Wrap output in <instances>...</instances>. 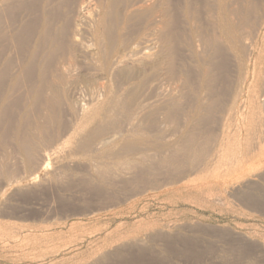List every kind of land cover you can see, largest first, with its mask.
Segmentation results:
<instances>
[{
	"label": "rangeland",
	"instance_id": "rangeland-1",
	"mask_svg": "<svg viewBox=\"0 0 264 264\" xmlns=\"http://www.w3.org/2000/svg\"><path fill=\"white\" fill-rule=\"evenodd\" d=\"M38 1H39L38 5L41 3V5L39 6H42V2L45 0H38ZM237 1L238 0H235V1L231 0L230 2V0H227L226 8L228 12L231 14V15L230 14L227 15V18H228L227 21L230 25V29H231L230 32L234 33L235 36H237L241 42L244 40L243 42L247 43L249 39H246V35L247 37H250V39L252 40L250 42L248 41L247 44L243 42L242 43L245 45L250 44L249 46L250 48H248L247 46V49H249L250 52L252 51L251 53L254 54V62H255L254 66L252 64V61H250V59L248 58V55H246L248 54L246 52V49L242 47L235 48L232 45H230V43L227 40H225L223 42V46H225L228 50L225 47H223V50L225 48L226 52H223V56H224L223 59L224 58L225 59H224V62L222 60V63H223L222 73H224V77H225V72H227L226 73L227 77L223 78V74L221 73H220V76L217 74H216L217 76H215V74L213 75V73H216L217 71L214 72L213 70L212 71L213 77L215 76L218 78L219 76L218 78L219 81L223 78L220 82L222 83L221 86L218 80H217L218 83L216 82H215L216 84L214 83L215 88L213 90H214V93L216 90L220 92L221 95H219V98L222 95L227 99L229 98L228 95H230V98L227 101L225 100L223 96L219 99L217 95L218 92L215 93L216 94L215 96L210 95L211 97H209L208 93L206 92V95L204 94V97L206 96L205 101L207 100V98H209L210 100L208 99V101H206L203 104L202 102L204 101V98L202 97L203 95L202 93H204L205 90L203 89L204 88L203 86L196 87L198 86V83L196 82V80H194V77H196L194 76L192 78H193V81H195V83H192V84L195 86H192V87L184 86L181 90L178 89L179 92L177 91V94L176 92H173V94H175L173 95L174 97L172 96V94H170L171 96L170 95L168 96L171 98L173 97V99L174 98L177 99V101L180 98L182 99L183 97L182 101H184V98H185L184 96L187 95L188 93V96H186L187 99H185L184 103H182L180 99L181 104L180 103L179 104L184 105V106L179 107L181 111L178 110L179 109L178 106H180L178 104L177 110L175 109V112L173 113L175 114L176 112H181V115L185 114L184 117L186 119L184 118L182 120L183 116H176L178 115V113L175 116L172 115L173 117H179V119L177 118L178 122L175 120V118L170 119V117H162L164 115L166 116V114H168L169 116L171 115V113L167 112L168 110L165 108L166 107L165 104L168 102L167 100L169 99L171 100V98L166 99L167 96L166 98H164L166 93H164L165 91L164 92L162 91L164 93L162 97L163 102L164 101L166 102H164V105H160L162 104L161 103L162 100L159 97V102L160 100L161 102L160 104L157 103L158 102L157 95L159 94L158 96H160L161 94L162 96V93H159L160 88L157 91L155 89L156 86L151 85V84H148L144 89L147 91V87L150 85V87H148L149 94H147V96L148 95L153 96V93L151 94L150 92H152V90L154 89V93H155L154 96L156 95L155 96L156 98L152 97L151 99V98H148L150 96L146 97L144 89H143L144 94H142V96L143 98L148 99V102L150 104H152L153 102L152 105L155 104L154 107L156 106V108L159 110L152 107L154 110L149 109L148 111L147 110L144 111L146 112V116H147L145 117L144 116L145 114L142 115L147 120L141 117L144 120L143 121L144 125H142L143 122H139V124L141 123V125H139L138 122L133 121L134 122L133 124L137 123V125L139 126H135L132 124L133 126L127 127L126 125L127 128L125 127V125L124 126L121 125V123H126L127 121L126 122L124 121L127 119H125L124 117L121 118V116L114 117L111 115L106 118H103V120L99 116V118H96L91 123V125L90 123L85 125L83 123L84 117L90 116L95 111L101 110L104 104V99L102 96H100V98L98 97L97 100L93 98V101H92L91 100L92 98L90 97L91 95L85 98L86 95L88 96L89 92L88 90H86V88L83 85H81L82 88L80 85H78L79 88L78 86H75V88H72V90L82 89L84 92H82V90L81 92H78L76 90V92H78L77 94H73L72 92L73 96L75 95L76 97H71L72 95H69L70 100H66L68 99L67 93L71 94L70 92L72 90L70 88L66 89L67 92L65 91L66 93L64 92V94L61 95L62 99L59 98L57 100L58 103H56L60 105L61 104L60 101H64L65 104L62 102L63 105H61V107L58 105L57 107L56 106L54 107L55 109L54 108L52 109L51 108L52 106L50 105H53V104L49 103L47 104L49 106H46L49 109V112H47L48 110L47 109L44 111V113H41L43 110H40L41 112L39 113L37 109H39V106L41 107L40 109H42L43 106L46 105V102L48 101L50 102V100H48L49 98L47 99V97L45 96L46 99L48 100L46 101L44 97V94L50 97L49 95L51 94L49 93L47 94L48 90L46 89L44 90L43 88L42 89V91H44L43 92L44 94L42 93V96L44 97L42 98L43 100L41 98L37 99V101L40 100L41 103L34 101V104L31 98H29V100L27 99L30 96L27 95L28 93L26 92L29 89L28 84L30 85L32 83L31 79H29L30 81L27 79L22 81L21 83L22 87L19 86L23 89H25V86H27L26 87L27 90L25 89L26 91L21 90L18 87L17 88L15 87L13 89L16 92L10 90V94L8 93L9 100L11 98H14L15 95L17 96V94L22 91L21 92L22 94L21 93L18 94L19 98L23 97V100L27 99L28 101L21 100L22 103L20 105L19 102L17 101L18 97L15 96V100L16 99L17 100L12 105L14 106L20 105V108L24 106L23 108H21L23 111L20 110V108L16 109L17 107L15 108L12 105L11 106L6 105L5 109L8 107L7 108L8 110L4 109V111H7V112H5L2 115L3 117L0 116L2 117V120L5 118L4 115L8 114L10 116L9 118L6 115L7 122L4 121L6 120L5 118L3 120L4 122L0 123V126L3 124L2 128L0 127V264H79V263L80 264H101V263L106 264V262L107 264L109 263L110 264H157L158 262H160L159 264L161 263L162 264H264V197H263L264 196V184H263L264 183V177H263L264 176V173H263L264 164L254 163V161H247L246 159L247 149L252 148V147H253L252 149H254V147H257L258 145L259 146L261 145L262 147L264 146V130L262 128L264 127L263 125L264 116L262 115L264 114L263 113L264 107H262V103H261L263 102L264 104V97H263L264 87L262 86V82L264 81V76H263L264 75V71H263L264 69V41H263L264 40V31H263L264 30V15H262L264 14V7H263L264 4L263 6H261L263 1L256 0L258 9H256L255 12L257 13L253 12L254 16H252L253 14L250 13L249 15H247L249 17L248 18L247 16L244 17L245 14H242L241 12V10L244 9L245 7L246 0H243L242 4L239 3L241 2V0H239V2ZM257 1H261L260 2L261 4ZM2 3L0 7L4 9L7 8L6 6L10 5L9 3L4 2V1ZM238 3H239V6H238ZM236 5L238 7H236ZM259 5L261 9L259 8ZM233 9H236L238 11L237 16H236V13L235 14L232 13V11H235ZM17 11L15 12V15L20 17V18L17 17V19L26 20L28 15L30 16V13L27 10L25 11V13L23 12V10L21 11V9ZM239 12L241 13L239 14ZM20 13H22L23 15L22 14L17 15ZM2 15H3L2 20L6 21V17H8L7 12L2 13ZM240 15H241V18H240ZM231 17H232V21H231ZM251 17L253 20L250 19ZM28 19H30V17H28ZM242 19L243 21L246 19L244 23L249 21V23H245L246 25L245 27L243 26ZM251 22L252 23L256 22L255 26L254 24H252L253 26L251 27L252 29L249 28L251 26L250 25ZM257 25H259L260 27H258ZM238 29H243L244 31L241 30L242 33H240V30ZM253 31L255 32V35ZM252 33L255 37L252 35ZM261 40L263 41V45L261 44L262 43ZM4 42L5 40L2 42V44L5 47L7 43L6 42L4 43ZM251 43H253V47ZM255 43L257 45H255ZM7 47L9 48L11 46L7 45ZM9 49H8V53L6 51L8 58H10L12 63L16 62L15 64H12L11 66L20 63V61H22L24 56L17 54V53L14 54L15 50H13L12 47ZM241 50L242 51L245 50V52L243 51L244 56L242 55ZM226 53H229L227 55L232 60H230V58L228 59V57L226 56ZM15 55L19 57V62H17L18 58ZM59 56L60 55H58V57ZM13 57H16L17 61H15L16 60L15 59L13 62V59H14ZM55 58H57V56L54 57V59ZM241 58H243L244 60ZM54 59H53V62L55 63L56 61ZM225 60H228V61L230 60L232 64H236V65L233 66L232 64H230V62L228 61L225 62ZM227 62L229 63V65ZM54 63H51L50 68H53L51 66L54 65ZM241 64L243 67V71H242ZM247 64L248 66L246 67ZM255 65L257 68L255 67ZM225 66L226 67L228 66L226 69L227 71L224 70L226 68ZM252 66L254 67L253 69H252ZM233 67L234 69H236V71L234 70L236 74H234V72L232 71ZM11 68L13 69L14 67H11ZM228 68L229 69L231 68V70H229ZM35 70L36 69H34V71ZM193 71L195 70H192V73L195 74V72ZM31 73L36 74V71L35 72L31 71ZM251 75L254 79H250L252 78L250 77ZM228 77H229V80L233 79L234 81L232 80L233 81L232 82V81L226 80ZM7 79L8 78H4L3 80L4 83H9L8 82L9 80ZM224 79L230 85L231 83L232 84L234 83L233 84L234 87H231L230 85L227 86L228 84L226 82H223ZM241 80H243L242 81L243 83L241 82ZM247 83L248 85L245 87L244 85ZM249 84L251 87L249 86ZM151 86H154V88ZM194 87H196L195 88L196 91L198 88V92L193 93L195 91ZM238 87H241V88L239 89ZM161 88H164V87L162 86ZM224 89L227 93L224 91H223L224 93L222 92V90ZM165 90H166V87H165ZM186 90L190 92L188 91L186 92ZM85 91H87L88 94H85L86 93ZM180 91L183 93L181 94ZM200 91L202 93H200ZM245 92L249 93L250 95L246 94ZM260 92H261V96L259 94ZM82 93H83V96H82ZM242 93L243 95L241 96ZM251 93L253 94L251 95ZM180 94H181V97H180ZM196 94H199V95L197 96ZM237 94H240V95H238L237 97ZM176 95L179 97H177ZM190 95H192L193 97L189 98ZM255 95L258 96V98L257 97L253 98L255 97ZM24 96H27V97L25 98ZM215 97H217L218 99L215 100ZM249 97H251V99ZM87 98H89V100ZM191 98H193L195 101L193 102ZM201 98H203L202 101L200 100ZM252 98L257 99V101L253 100ZM78 99L80 101H78ZM150 99L153 101H150ZM154 99H157V100L154 101ZM219 100H221L222 102L221 104L224 105L223 111L225 113L218 111L220 110V108L217 106L220 104ZM43 101H44V104L43 106H41L40 104H42ZM188 101L190 105H193V107L191 106V109L193 108L191 111H186L187 109H190L189 105L187 104ZM190 101H192L195 104H193L192 102L190 103ZM212 101L216 103L215 104L217 108L216 111L218 112L217 113L215 111L216 114L215 112H213L215 110L214 108L215 105ZM217 101L219 102V104H217ZM233 101L235 104L233 103ZM7 102H12V100L7 101ZM24 102H27L26 106ZM68 102L70 103L68 104ZM77 102L78 103L80 102L79 105H81V108H79L80 106H78ZM252 102H253L252 104L253 106H249V104ZM16 103L18 104L16 105ZM35 103L39 105L36 104L35 106L36 110L32 111L31 108L33 109V106L31 104L35 105ZM72 103H74V106ZM186 104L188 106H186ZM207 104L210 106H213L211 108L212 109L214 108V110L213 111L212 109L210 110L214 113L213 115L215 116L213 115L210 116L211 114L206 116L208 114V110H205L206 109L205 107H209ZM223 105H219L221 107V110H222ZM65 106L67 108H65ZM11 107L14 108L15 112L13 110V113H12ZM82 107L84 108V112L81 111ZM162 107L166 109L165 113H163L164 109H162ZM183 107H185V110ZM186 107L188 108L186 109ZM231 107L232 109H229ZM27 108L32 113L26 110ZM51 109L55 111L53 112L54 114L51 113L52 112ZM155 109L159 111L160 113L161 112L163 113L162 116H160L161 114L160 115L158 114L161 117V119L164 118L161 121L165 120V123L167 124L168 122L166 121L165 118H167V120L168 119L173 120L172 122L175 121L174 124L177 122L175 126L173 125V123L171 124V122L169 123V125L164 124V122H161L159 120V117L157 116V118H155V120H157V123L154 120V118L152 119L153 122L155 121L154 123L159 125L157 126L155 124L156 125L155 127L154 124L151 122L152 120L150 121V119L152 118L151 115L153 114V112L151 111H154V113L157 115V112H155ZM199 109L202 111L204 110L207 111V112L204 111L205 113L203 112L204 117L206 116L208 117V119H211L210 120L211 123L209 122L206 123V121H208L206 120L207 118L202 120V118H204L202 117L203 113ZM16 110L18 112L21 111L19 114L21 115L22 113V116H20L19 114H16L17 113ZM66 110H68L67 114L65 113ZM76 110H78L77 113H76ZM182 110H184V113ZM233 110L235 114H231V112L233 113ZM185 111L187 114H190V115L188 116L185 113ZM60 112L61 113L63 112L64 115H62L63 113L61 114ZM149 112L152 114L149 115ZM236 113L238 114L237 117L239 119L236 117ZM76 114L78 115L76 116ZM199 114L201 115L202 118L199 117L200 116ZM11 115H13L14 117H12ZM47 115L49 116L51 115L50 116L51 119L50 117L48 118ZM54 115L57 116L56 119L52 117ZM70 115H72V117ZM26 116H29V117H26ZM38 116H39V119H38ZM45 117L47 118L45 119ZM112 117H113V120L111 121L110 119H112ZM153 117H155V115H153ZM197 117H199L201 124L204 125V122H205L204 128H202L203 126L201 124H199V126L197 125L198 127H200V125L202 126L199 129L197 128V126H196V129L193 126V123L191 121H194L195 118L196 120H199ZM8 118L11 119V121H13L14 124H12V122H9L10 120L8 121ZM26 118H28L29 121ZM118 118L121 120V123H120V120L115 121V120H118ZM245 118L246 120L248 119L246 121V124H245ZM47 119H50V121L45 122L44 125L46 127H48L49 125L48 123L50 122H51L50 125L55 126V124L57 125L58 122H59V125H57L56 127L49 125L51 127V128L48 127L49 130L43 129V128H46L43 125V122L44 120H47ZM104 119L106 120V122L104 121ZM107 119L110 120L112 123L110 121H108L107 123ZM2 120L0 118L1 122ZM55 120L56 121L58 120V122H55ZM196 120L194 121L195 122L194 125H196L198 122V121L196 122ZM148 121H150V123ZM16 122L18 123L17 124L18 127L16 129L17 131H13L15 130V126H17L15 125ZM52 122H54V124ZM109 122L110 124H116V125H110ZM224 122L226 123L225 127H224ZM250 122H252V124ZM34 123L37 125L33 126L35 125ZM60 123H63V125ZM148 123L150 125L152 124L153 126L150 127V125H147ZM208 123H209V126L211 127H208ZM95 125L97 127L98 125L100 127L104 126V130L106 132H104V130H102L103 132L93 131L96 128ZM119 125L121 129L118 128ZM238 125H240L241 127ZM39 126H42V127H39ZM134 126L136 129L134 128ZM145 126L147 129L145 128ZM191 126L194 127L193 130L188 129L189 127L191 128ZM32 127L33 128L35 127L34 128L35 130L38 129L39 131L38 130L37 131L39 133H42V135H45L46 137L42 136L37 131L36 132L33 131L34 129ZM52 127H54L55 130ZM105 127L107 129L109 128L110 129L106 130ZM139 127L142 128V130H140ZM149 127L150 129L151 128L152 129L150 130ZM158 127L161 129H159ZM237 127L239 128L240 131L237 129ZM244 127H247V128H244ZM9 128L10 129L12 128V130H8ZM206 128L209 130H207ZM20 129H22L23 131H21ZM134 129L138 130L139 133L137 132L138 133L137 135L134 134L133 132ZM203 129H206L207 131ZM250 129L252 131H250ZM256 129L257 131L254 132ZM19 130L21 132H19ZM43 130H45V132H43ZM91 130H92V134L90 135L93 138L95 137L94 138L95 140L92 137H89V135L85 133V131L87 133L88 132L91 133ZM24 131H26L28 134ZM190 131L194 136L190 134ZM249 131L252 133H250ZM34 132L37 133V135H39L38 138L40 140L37 137L36 138L34 137L35 135ZM77 132L80 138H78L79 136L77 135ZM193 132L196 134H194ZM261 132H263V134ZM31 133H33L34 135L32 136ZM97 133L99 135L101 134V136L97 135ZM16 134L18 135L16 137L17 140L16 138L14 139ZM112 134H115V136ZM140 134H142L144 137H141ZM188 134H190L192 138H188L190 137ZM245 134L246 135L248 134V135L246 136ZM253 134H256V137ZM25 135L29 136V138L27 136V139L30 140L31 138V142L29 140L25 142V140H27L25 139L26 138ZM103 135L105 138L114 136L113 137L114 139L113 138L111 139L112 142L110 141V143L107 145V147H111V145L114 146V148L113 147L109 148L110 151L111 149L113 150L112 152H117L118 151L117 149L123 147L124 145L127 146V145L133 144L132 146L135 147L134 148L131 146L132 149H134V151L123 152L119 155L123 162H126L127 164L132 163V165L125 167L128 170L127 172L128 174L124 175L122 173L123 175H119V177L110 176L105 179L107 180V182L104 185L101 184V181L97 175L102 172H106V171L108 172L112 168H115V167L107 163H99V162L94 163L93 162L95 158L94 154L90 152H84L81 150V148L84 147L82 144L85 143L84 145L86 146V144L88 143V140H89L88 138L91 139V141L89 142L93 141L94 143H97L101 139H105ZM183 135L184 136L188 135V136L187 137L185 136L184 138ZM195 135H199V136H197L196 138ZM19 136L20 138H18ZM84 136H86L87 139ZM248 137L249 138L253 137V138L249 139ZM261 137L263 140L259 139ZM47 138H49L48 141H47ZM134 138L136 139L134 140ZM20 139L25 143L20 142ZM77 139L78 141L80 139V142H78ZM190 139H193V141L191 142L193 145L192 144L188 145V143H186L188 142L187 140H190ZM32 140H34V142L37 143L36 145L38 147L34 146V144L32 143ZM44 141L45 142L47 141L48 143L47 142L45 143ZM82 141L83 143L81 144ZM206 141H209V142H206ZM253 141L254 143H256V145L254 144L255 146L253 145ZM18 142H20L19 144L23 143L21 146H19L20 148L16 144ZM137 142H140L143 145ZM195 142L199 145L200 143H202L201 145L203 146V148L209 143L207 145L208 147L207 146H206L207 148L205 147L207 151H205V149H202V148L200 149L199 145H197ZM204 142L206 143L205 146H204L205 144ZM29 144H33V146ZM43 144H45V147ZM80 144L82 145V147H80ZM185 144H187V147ZM194 144H196L197 146ZM116 145L119 146V148H117ZM16 146H17V149H16ZM22 146H23V149L21 148ZM238 146H240V148ZM192 147H198L199 149L197 148L198 150L197 151L196 148L195 149L193 148L194 149L193 150ZM182 148L189 149V150L188 152L187 150L181 151ZM32 149H36V152L38 154L35 152V150H33L35 152L34 153ZM199 150H202V153L204 152V154L201 157H200L201 152H199ZM195 151H196V155L198 156L195 155ZM24 152L28 154L25 155ZM30 152L33 153V158H31L32 155ZM173 152L176 153L177 156L175 157L177 158L178 156L180 159L181 157L184 158L185 156V160L187 159L186 157L190 156V158L186 160V164H185V160L181 159V160H184L182 161L183 167L179 169L174 168L176 170H173L171 168H170L171 170H169L167 167L163 168L162 165H159L160 161L164 157L171 155V153ZM186 153H187V156H186ZM39 154L44 155V158H45L44 163L46 164L45 166H42V167L40 166V163L38 162L39 161L38 159H40ZM193 155L196 156L197 158H193L194 157ZM230 155L232 156V158ZM25 156L27 157V159ZM229 157L231 160L229 159ZM28 158L29 159L31 158V160H33L32 164H31V160L30 162H28ZM199 158L203 160V162L202 161L199 162L200 161ZM35 159H37V162ZM137 159L139 160L144 159V161H146L145 163H147L148 166L152 165L153 167H155L158 165L159 168L158 166L156 170H153V169L146 170L144 168H141V166L137 164V162L139 161ZM189 160H191L192 163H190ZM195 161H198L199 163L198 164L193 163ZM232 161L234 162V164ZM33 162L36 163V165ZM237 162L239 163V165H237ZM62 166H63V169H62ZM126 169H124L125 173H126ZM180 169H182L183 171H181ZM44 179L46 181H44ZM249 179H251L252 182ZM250 184H252L253 187ZM100 185L103 187H101ZM261 191H263V193ZM196 225L199 227L197 228ZM191 228H194V229L191 230ZM76 232H79V233H76ZM237 233L239 234L238 236H237ZM145 235H146V238H145ZM241 237H242V240H241ZM64 238L68 242L65 241ZM32 240H35L36 242L34 241L35 242L34 243ZM174 240L175 242H173ZM38 243H41V244H38ZM121 244H124L125 246L124 245L122 246ZM150 252L152 253L151 255H150ZM94 259L95 260L98 259V260L95 262ZM106 259H108V261ZM114 260L116 261L114 262Z\"/></svg>",
	"mask_w": 264,
	"mask_h": 264
},
{
	"label": "bare ground",
	"instance_id": "bare-ground-1",
	"mask_svg": "<svg viewBox=\"0 0 264 264\" xmlns=\"http://www.w3.org/2000/svg\"><path fill=\"white\" fill-rule=\"evenodd\" d=\"M7 2L9 3L10 5L6 6L4 8L0 7V116H2L5 112L7 111H4L5 109V106L9 105L11 106L16 100H15V96L14 98H11L10 100L8 99V95L10 94V90L14 91L13 89L16 87L20 88L21 90H27V86H25V89L21 88V83L22 81L24 80H29L31 79L32 80V83L29 85L28 84V90L26 91L30 97H28L27 99L29 100V98L32 99V102L34 104V101L36 102H40L41 101H37V99H42L44 98L45 96L47 97L48 100H50V102L46 99V105L43 106L44 104V101L42 104H40L41 106H43L42 109H40L41 107L39 106V109L38 112L40 113L41 111L40 110H43L41 113H44L45 110H47L48 108L46 106H49L47 104L49 103H52L53 105H50L52 106L51 108L53 109L55 106L57 107L59 104H56L58 103L57 100L59 98H61V95L64 94V92L70 88L72 90V88H75V86H78V85H83L86 90H88L89 94L87 91H85L86 93L85 94H88V96L86 95V97H90L92 101H93V98H95L96 100L98 99V97L100 98V96L103 97L104 99V104L101 108V110L99 111H95L92 115L90 116H86L84 117L83 119V123L85 125L89 124L91 125V123L96 119V118H99V116L102 118H106L108 116H121L124 117L125 119L127 120H123L124 122L126 123H121V120L118 118V120H115V121H119L120 120V123L122 126L127 125V127L129 126H139L141 125V123L139 124V122H143V118L146 119L145 117L146 116V112L144 111H148L149 109H153L152 107H154L153 102L152 104H150L148 102V99H145L143 98L142 94H144V91L143 89L148 85V84H151V85H154L156 86V90L158 91L159 89V93H162V96L160 94V96L157 95V99H154V101H158L157 103L160 104L161 100H162V104L160 105H164V101L163 102V94H165L164 98H167L166 99H169L171 97H168L170 94L175 95L173 94V92H176L177 94V91L178 89L181 90L184 86L186 87H192V86H195L193 85L192 83H195V81H193V78L194 76V80H196V82L198 83V86L196 87H204L203 89L205 90L204 93H202L200 91V93H202V97L204 98V101L202 102L203 104L208 101L209 98H207V100L205 101V97H204V94L206 95V92L208 93L209 97L211 96H215L216 92L217 95H218V98H219V95L220 92L219 91H215L214 93V83H220L221 80L223 78H226L227 76V72H225V77H224V73H222V60L224 62V59H223V52H226L225 50V46H223V42L225 40H227L230 45H232L233 47L235 48H239V47H242L244 49H246V52L248 54V58L250 59V61H252V64L254 66V54L251 53L249 51V49H247V46L248 48H250V44L248 45H245L248 43V41H252L250 39V37H247L246 35V39H249L246 42H243L245 44H243L237 36H235L234 33L230 32L231 29H230V25L227 21V15L230 14L226 8V2L227 0H45L42 2V6H39L41 5V3L38 5V0H0V6H1V3L2 2ZM233 1V0H232ZM235 1V0H234ZM262 5L264 4V0H262ZM229 2V1H228ZM231 2V0H230ZM239 2V0L237 1ZM236 2V3H237ZM243 0H241V3L242 4ZM257 2H261V1H257ZM233 3V2H232ZM231 3V5H232ZM239 3H238V6H239ZM3 4V3H2ZM240 4V5H241ZM261 4V3H260ZM4 6V5H3ZM236 5V7H238ZM234 7V5H233ZM264 7V6H263ZM240 8V7H239ZM242 8V7H241ZM259 8L261 9L260 5H259ZM21 11L23 10V12L25 13V11L27 10L29 13H30V16L28 15V17H30V19H17L20 18L19 16H16L15 15V12L17 10H20ZM257 8V3H256V0H246L245 1V7L244 9L241 10L242 14H245L244 17H246L247 15H249L250 13L253 14L254 13H257L255 12ZM230 10V8H229ZM235 11H232L233 14L236 13V16H237V13L238 11L236 9H233ZM261 11V10H260ZM7 12L8 14V17H6V21H3L2 20V13H5ZM18 12V11H17ZM22 12V13H23ZM239 12V14L241 13ZM22 13L20 14H17V15H21ZM23 13V14H24ZM22 14V15H23ZM241 14V15H242ZM259 14V13H258ZM231 15V14H230ZM241 15H240V18H241ZM264 15V14H262ZM254 16V14L252 15ZM261 16V15H259ZM258 16V17H259ZM25 17V16H24ZM243 17V18H244ZM248 17V16H247ZM22 18V17H21ZM234 18V16H233ZM249 18V17H248ZM252 19V17L250 18ZM234 20V19H233ZM237 20V19H236ZM253 20V19H252ZM231 21H232V17H231ZM230 21V22H231ZM243 21V19H242ZM246 21V19L244 20ZM243 21V26L245 27V23H249L248 22H245L244 23ZM251 21V20H250ZM255 23H252L251 22V26L249 27L250 29H252L251 27L252 24H254L255 26ZM234 24V22H233ZM261 24V23H260ZM249 26V25H248ZM258 27H260L259 25H257ZM235 27V25H234ZM239 28V27H238ZM241 28V27H240ZM235 29V28H234ZM245 29V28H244ZM240 30V33L241 30L243 29H238ZM244 31V30H243ZM247 31V30H246ZM255 31V30H254ZM253 31L254 35H255V32ZM260 31V30H259ZM264 31V30H263ZM239 33V34H240ZM246 33V32H245ZM252 33V35H253ZM249 35V33H248ZM253 35V36H254ZM243 36V35H242ZM245 36V35H244ZM258 36V35H257ZM263 36V34H262ZM255 37V36H254ZM253 37V38H254ZM261 37V36H260ZM245 39V38H244ZM245 39V40H246ZM256 39V38H255ZM261 39V38H260ZM5 40V42L7 43L6 46L4 47V45L2 44V42ZM258 40V39H257ZM263 40V39H262ZM261 40V44L263 45V41ZM4 42V43H5ZM242 43V44H240ZM257 43V41H256ZM255 43V45H257ZM260 43V42H259ZM239 44V45H238ZM252 44V47H253V43ZM7 45H10L13 50H15L14 54L17 53V54H20V55H23V59L22 61H20V63L16 64V65H13L11 66L12 64H15L17 61V58H18V61L19 62V57H13V62L10 60V58H8L7 56V53H8V49L11 48V47H7ZM261 46V45H260ZM223 47L224 50H223ZM251 47V49H252ZM258 47V46H256ZM263 47V46H262ZM227 49V48H226ZM241 49V48H240ZM255 49V48H253ZM228 50V49H227ZM7 51V53H6ZM10 51V49H9ZM12 51V50H11ZM242 51V50H241ZM245 52V50H243ZM243 51L241 52L242 55H243ZM249 51V52H248ZM12 53V52H11ZM255 53V52H254ZM258 53V52H257ZM229 53H226V56L228 57ZM10 55V54H9ZM58 55H60L58 57ZM256 55V54H255ZM54 59V57H56ZM231 56V55H230ZM244 56V55H243ZM242 56V57H243ZM257 56V55H256ZM12 57V56H11ZM232 57V56H231ZM25 58V59H24ZM206 58V59H204ZM230 57H228L229 59ZM233 58V57H232ZM246 58V57H245ZM257 58V57H255ZM259 58V57H258ZM53 59L56 61L55 63L53 62ZM227 59V58H226ZM243 59V58H241ZM239 59V60H241ZM230 60H232L230 58ZM230 60H225L230 62ZM244 60V59H243ZM259 60V59H258ZM249 61V60H248ZM227 62V63H228ZM263 62V61H262ZM51 63H54V65H52L51 67L53 68H50V65ZM234 63V61H233ZM260 63V62H259ZM192 64V65H191ZM230 64H232V62H230ZM225 65V64H224ZM227 65V64H226ZM229 65V63H228ZM233 66L236 65V64H232ZM230 65V66H232ZM251 65V64H250ZM248 66V64L246 65V67ZM252 66V69L254 68ZM11 67H14L13 69ZM194 67V68H193ZM226 67V66H225ZM228 67V66H227ZM227 67L224 69L226 70ZM241 67H242V64H241ZM256 67V65H255ZM193 68V69H192ZM257 68V67H256ZM260 68V67H259ZM33 69V70H32ZM34 69H36V74H32L31 71L35 72ZM229 69V68H228ZM247 69V68H246ZM250 69V68H249ZM192 70H195L193 72H195V74L192 73ZM214 70V72L216 73H213L212 71ZM231 70V68L229 69ZM228 70V72H229ZM236 69H234L233 67V72L234 74ZM257 70V69H256ZM227 71V70H226ZM242 71H243V67H242ZM253 71V70H252ZM255 71V70H254ZM264 71V69H263ZM249 72V70H248ZM251 72V71H250ZM256 72V71H255ZM215 74V76L219 75L220 76V73L223 74V78L221 79L220 77V81H219V76L218 78L217 77H213V75ZM232 73V72H231ZM242 73V72H241ZM217 74V75H216ZM229 74V73H228ZM251 74V73H250ZM253 74V73H252ZM241 75V74H240ZM258 75V74H257ZM235 76V75H234ZM232 76V77H234ZM264 76V75H263ZM243 77V76H242ZM241 77V79H242ZM247 77V76H245ZM252 77V75L250 76ZM249 77V78H250ZM4 78H8L7 80H9L8 82L9 83H4ZM196 78V79H195ZM244 79V78H243ZM247 79V78H246ZM250 79H254L253 77L250 78ZM218 80V82H217ZM228 81H232V80H229V77L226 79ZM226 80L224 79L223 82H226ZM245 80V79H244ZM30 81V80H29ZM28 81V82H29ZM234 81V80H233ZM232 81V82H233ZM243 80H241L242 82ZM27 82V81H26ZM249 82V81H248ZM251 82V80H250ZM262 82V81H261ZM260 82V83H261ZM215 83V84H216ZM228 84V82H226ZM231 83V82H229ZM240 83V82H239ZM243 83V82H242ZM253 83V82H252ZM26 84V83H25ZM225 84V83H224ZM234 84V83H233ZM233 84L231 83L228 84L227 86H231V87H234ZM258 84V83H257ZM264 81L262 82V86L264 87ZM200 85V86H199ZM226 85V84H225ZM238 85V84H237ZM240 85V84H239ZM248 85L245 84L244 86L246 87ZM21 86V87H19ZM24 86V85H23ZM154 86H151L154 88ZM164 87V88H161V87ZM181 86V87H180ZM213 86V87H212ZM250 86V84H249ZM261 86V87H262ZM150 87V85L148 86ZM148 87H147V91L145 90V95L146 97L150 96L147 94L148 93ZM165 87H166V90H165ZM171 87V88H170ZM174 87V88H172ZM185 87V88H186ZM194 87V89L196 88ZM244 87V88H245ZM251 87V86H250ZM44 88V90H48L47 91V94H51L49 95L50 97H48V95H45L42 91V89ZM79 88V86H78ZM82 88V86H81ZM239 89L241 87H238ZM84 89V88H83ZM192 89V90H194ZM200 89V88H199ZM77 89H73L69 94V95H72L71 97H76L75 95L73 96V94H77L78 92H81V90H77L78 92H76ZM213 90V91H212ZM229 90V89H228ZM263 90V89H262ZM19 91V89H18ZM17 91V92H18ZM24 91V92H25ZM156 91V92H157ZM164 93H163V92ZM185 91V90H184ZM188 90H186L187 92ZM226 92L225 89L222 90V92ZM261 91V90H260ZM16 92V91H14ZM22 92V91H21ZM21 92H19L18 94H20ZM65 92V93H66ZM69 92V90H68ZM73 92V94H72ZM75 92V93H74ZM82 92H84L82 90ZM147 92V93H146ZM150 92V91H149ZM179 92V91H178ZM181 92V91H180ZM190 92V91H188ZM195 92H198V88H197V91L195 89ZM221 92V93H222ZM223 92V93H224ZM232 92V91H231ZM248 92V91H247ZM245 92L246 94H249ZM9 93V94H8ZM42 93L44 94V97L42 96ZM151 94L153 93V96H150L148 98H151L154 97V89L152 90V92H150ZM158 93V92H157ZM183 92H181L182 94ZM211 93V94H209ZM227 93V92H226ZM225 93V94H226ZM229 93V92H228ZM17 94L16 97H18V102L19 104L21 105L22 101L23 100V97H20L22 99L19 98V95ZM22 94V93H21ZM181 94H180V97H181ZM214 94V95H213ZM245 94V95H246ZM253 93H251L252 95ZM255 94V92H254ZM260 96H261V92L259 93ZM264 94V93H263ZM13 95V94H12ZM10 95V96H12ZM24 95V94H23ZM21 95V96H23ZM80 95V94H79ZM179 95V94H178ZM185 95V94H183ZM197 96L199 94H196ZM211 95V96H210ZM238 95L240 94H237V97ZM243 95V93L241 94V96ZM250 95V94H249ZM66 99V100H70V96ZM82 96H83V93H82ZM81 96V97H82ZM171 96V95H170ZM177 96V95H176ZM188 96V93L187 95H185L184 97V101L185 99H187ZM223 96V95H222ZM221 96V97H222ZM227 96V95H225ZM229 98H230V95H228ZM25 98L27 96H24ZM78 97V96H77ZM79 97V98H81ZM159 97H160V102H159ZM174 97V96H173ZM173 97L171 98V100H167L168 102L165 104L166 105V109L168 110L167 112H170L171 115L169 116L168 114H166V116H162L163 113H165V108L162 107V109H164V112L160 113L159 109L156 108V106L154 108L155 109V112H157V115L154 113V111H151L153 112L150 113L149 112V115L152 114V118L150 119V121L154 118H157V116L159 117V120H163L161 119L160 116L162 117H170V119H174L178 122V119L179 117H173L175 116L177 113L178 115L176 116H183L182 120L185 118L184 115H181V112H176L175 114H173L175 112V109L177 110V106L178 104L180 103V99L177 101V99H173ZM179 97V96H177ZM190 97H193L192 95L189 96ZM208 97V96H207ZM220 97V98H221ZM224 97V96H223ZM258 98V96L255 95V97L253 98ZM264 97V96H263ZM195 98V97H194ZM203 98H201L200 100L202 101ZM217 97H215V100L218 99ZM219 98V99H220ZM225 98V97H224ZM222 98V99H224ZM228 98V99H229ZM248 98V97H247ZM251 99V97H249ZM252 98V99H253ZM27 99H24L23 101L27 100ZM62 99V98H61ZM72 99V98H71ZM89 100V98H87ZM150 101H153L151 100ZM183 99V97H182ZM181 99V102L184 103V101H182ZM193 100V102L195 101L193 98H191ZM227 98H225V100L227 101L228 100ZM12 102H7V101H11ZM14 100V101H13ZM21 102H20V101ZM27 100V101H28ZM43 100V99H42ZM73 100V99H72ZM75 100V99H74ZM77 100V98H76ZM165 100V99H164ZM190 100V99H189ZM210 100V99H209ZM214 100V101H215ZM235 100V99H234ZM255 101H257V99H253ZM60 101V100H59ZM78 101H80L78 99ZM83 101V100H82ZM238 101V100H237ZM31 102V103H32ZM62 102L64 103V101H60V107L62 104ZM192 101H190L191 103ZM192 102V103H193ZM213 102V101H212ZM220 102V104H219ZM219 102L217 101V104L219 105H223L221 104V100H219ZM229 102V101H228ZM249 102V101H248ZM9 103V104H7ZM11 103V104H10ZM25 103V106L27 104V102H24ZM70 102H68L69 104ZM78 103V102H77ZM80 103V102H79ZM78 103V106H80L79 108H81V105H79ZM156 103V102H155ZM211 103V101H210ZM209 103V104H210ZM214 103V102H213ZM234 103V101H233ZM262 103V107H264L263 105V102ZM18 103H16L17 105ZM33 109L31 108V110H36V104L33 105ZM65 104V103H64ZM73 106H74V103H72ZM88 104V103H87ZM181 104V103H180ZM179 104V105H180ZM190 107V109H187L188 107H186V111H191V106L193 107V105H190L189 104V101L187 103ZM186 104V106H188ZM195 104V103H193ZM201 104V105H203ZM216 103H214L215 105ZM235 104V103H234ZM247 104V102H246ZM251 104V105H250ZM249 106H253V102L250 103ZM20 105L18 106H14L16 109H19L20 108ZM30 105V106H31ZM39 105V104H37ZM67 105V104H66ZM71 105V104H70ZM206 105V104H205ZM208 105V104H207ZM217 105L220 110H218L219 112H224L223 109H224V105L222 106V110H221V107ZM233 105V104H231ZM255 105V104H254ZM23 106V105H22ZM31 106V107H32ZM76 106V105H75ZM181 106H184V105H180L178 106L181 107ZM209 107H205L204 109L205 110H208V115L212 116L216 111V105H215V110L214 108L212 109L211 107L213 106H210L208 105ZM24 107V106H23ZM21 107V108H23ZM35 107V109H34ZM71 107V106H70ZM77 107V106H76ZM85 107V106H83ZM82 107L81 111L84 112V108ZM243 107V106H241ZM248 107V106H247ZM8 108V107H7ZM5 109V110H8V109ZM20 108V110H22ZM45 108V109H44ZM65 108H67L65 106ZM159 108V106H158ZM161 108V106H160ZM184 110H185V107H183ZM182 108V109H183ZM197 108V107H196ZM10 109V108H9ZM12 109V110H11ZM11 111L13 113V110L14 108L11 107ZM30 109V107H29ZM51 109V113L55 112ZM55 109V108H54ZM60 109V108H59ZM62 109V108H61ZM95 109V108H94ZM201 109V107H200ZM199 109V110H200ZM203 109V110H204ZM212 109V111L210 110ZM229 109H232L229 108ZM239 109V108H238ZM246 109V108H245ZM248 109V108H247ZM28 110V108L26 109ZM57 110V109H56ZM64 110V109H63ZM154 110V109H153ZM180 110V108L178 109ZM184 110L183 113H184ZM204 110V111H205ZM240 110V109H239ZM264 110V108H263ZM262 110V111H263ZM23 111V110H22ZM29 111V110H28ZM26 111V112H28ZM74 111V110H73ZM78 110H76V113H77ZM163 111V110H161ZM181 111V110H180ZM185 111V113H186ZM197 111V110H196ZM202 111V110H200ZM202 111V113L204 112ZM248 111V110H246ZM15 112V110H14ZM16 114H19L20 112H18L16 110ZM31 112V111H29ZM47 112H49V109L47 110ZM159 112V113H158ZM166 112V113H167ZM207 112V111H205ZM204 112V113H205ZM210 112V113H209ZM212 112V113H211ZM217 112V111H216ZM215 112V114H216ZM229 112V110H228ZM243 112V111H242ZM10 113V112H9ZM25 113V111H24ZM32 113V112H31ZM61 113V112H60ZM63 113V112H62ZM61 113V114H62ZM66 114L68 113V110H66L65 112ZM80 113V112H78ZM169 113V114H170ZM201 113V112H199ZM204 113L202 114V117H204ZM218 113V112H217ZM225 113V112H224ZM245 113V112H244ZM243 113V114H244ZM255 113V112H254ZM264 113V112H263ZM15 114V115H16ZM30 114V113H29ZM28 114V115H29ZM34 114V113H33ZM49 114V113H48ZM54 114V113H53ZM145 114L143 117L142 115ZM160 116H159V115ZM187 114V113H186ZM195 114V112H194ZM227 114V113H226ZM231 114H235L234 113V110H233V113L231 112ZM230 114V115H231ZM242 114V113H241ZM259 114V113H257ZM9 118L10 116L8 114H6ZM6 115L5 118H6ZM14 115V114H13ZM13 115H11L12 117H14ZM20 115V114H19ZM25 115V114H24ZM23 115V116H24ZM36 115V114H35ZM38 115V114H37ZM52 115V114H51ZM50 115V116H51ZM56 115V114H55ZM54 115V116H55ZM64 115V113L62 114ZM75 115V114H74ZM78 114H76L77 116ZM153 115H155V117H153ZM168 115V116H167ZM173 115V116H172ZM188 116L190 114H187ZM200 115V114H199ZM198 115V116H199ZM229 115V116H230ZM237 113H236V117H237ZM264 116V114H262ZM22 116V113L21 115ZM41 116V115H40ZM43 116V115H42ZM46 116V115H44ZM48 118L50 117L49 115H47ZM52 116L53 118L56 119L57 116ZM61 116V115H60ZM72 117V115H70ZM204 117L202 118L201 115L199 117L203 119L207 118L206 120V123L210 122L211 119H208V117ZM209 116V117H210ZM215 116V115H213ZM244 116V115H243ZM242 116V117H243ZM248 116V115H247ZM3 117V116H2ZM2 117L1 120H2ZM11 117V118H12ZM26 117H29V116H26ZM35 117V116H34ZM37 117V116H36ZM70 117V118H71ZM143 117V118H141ZM173 117V118H172ZM199 117H197L199 119ZM228 117V115H227ZM235 117V115H234ZM4 118V119H5ZM8 118V121L9 122H12L11 119ZM47 117H45L46 119ZM111 118V117H110ZM141 118V119H140ZM178 118V119H177ZM192 118V117H191ZM215 118V117H214ZM238 118V117H237ZM247 118V117H246ZM245 118V124H246V120ZM263 118V117H262ZM3 119V120H4ZM16 119V118H15ZM21 119V118H20ZM28 119V118H26ZM38 119H39V116H38ZM51 119V117H50ZM50 119H47V120H44L43 122V125L45 124L46 121H50ZM166 121L168 122L167 124L165 123V120L164 121H161V122H164V124L166 125H169V123L171 122V124L173 123V125L175 126V123L172 122L173 120H167V118H165ZM186 119V118H185ZM229 119V118H228ZM239 119V118H238ZM256 119V118H255ZM2 122L0 121V123H3L4 121L7 122V118L6 120H4ZM13 120V119H12ZM23 120V119H22ZM36 120V119H35ZM34 120V121H35ZM53 120V119H52ZM61 120V119H60ZM111 121L113 120V117L112 119H110ZM107 119V123L108 121H110ZM142 120V121H141ZM147 120V119H146ZM181 120V121H182ZM196 120V118H195ZM194 120V121H195ZM201 120V121H202ZM235 120V118H234ZM242 120V119H241ZM244 120V119H243ZM16 121V120H15ZM29 121V119H28ZM41 121V120H40ZM54 121V120H53ZM72 121V120H71ZM82 121V119H81ZM104 121L106 122V120L104 119ZM110 121V122H111ZM138 122L139 125H137V123L133 124L134 122ZM150 121H148L150 123ZM156 123H157V120H155ZM154 121V122H155ZM159 121V122H160ZM194 121H191L193 123V126L195 127L196 129V126L200 123V119L199 120H196L197 124H195ZM229 121V120H228ZM233 121V120H232ZM259 121V120H258ZM8 122V123H9ZM18 122V121H17ZM16 122L15 125H17L18 123ZM24 122V121H23ZM39 122V121H38ZM55 122H58V120ZM109 122V124H110ZM154 126L156 127V123L153 122V120L151 121ZM158 122V123H159ZM204 122V121H203ZM202 122V123H203ZM215 122V121H214ZM220 122V121H218ZM238 122V121H237ZM236 122V123H237ZM242 122V121H241ZM256 122V121H255ZM51 123V122H50ZM50 123H48L50 125ZM54 124V122H52ZM112 123V122H111ZM147 124V125H150V124ZM181 123V122H180ZM209 123H208V127H211L209 126ZM213 123V122H212ZM252 124V122H250ZM7 124V123H6ZM11 124V123H10ZM24 124V123H23ZM21 124V125H23ZM35 124V123H34ZM42 124V123H41ZM40 124V125H41ZM63 125V123H60ZM104 124V122H103ZM133 124V125H132ZM156 124V125H155ZM170 124V125H171ZM225 122H224V127H225ZM240 124V123H238ZM244 124V122H243ZM242 124V125H243ZM3 125V124H2ZM2 125L0 126L2 128ZM14 125V126H15ZM37 124L33 125V126H36ZM42 125V126H43ZM48 127L51 128L50 126H54V125H50ZM59 125V122L58 124ZM55 124L54 127L57 126ZM83 125V124H82ZM110 125H116V124H110ZM142 125H144V122L142 123ZM146 125V126H147ZM181 125V124H180ZM192 125V124H191ZM203 127H202V126ZM200 127L197 126V128H204V125H205V122H204V125L201 124ZM234 125V124H233ZM258 125V123H257ZM264 125V124H263ZM7 126V125H6ZM13 126V125H12ZM42 126H39V127H42ZM45 126V125H44ZM43 126V127H44ZM61 126V125H60ZM109 126V125H108ZM107 126V127H108ZM134 126V128H135ZM145 126V128H146ZM153 126L152 124L150 125V127ZM159 126V125H157ZM161 126V125H160ZM190 126V125H189ZM193 126H191V128L189 127L188 129L189 130H193ZM216 126V125H215ZM220 126V125H219ZM236 126V124H235ZM240 126V125H238ZM246 126V125H245ZM250 126V125H249ZM255 126V124H254ZM253 126V127H254ZM9 127V126H8ZM18 125L15 126V130L13 131H17ZM46 127V126H45ZM46 127V128H43V129H48L49 128ZM52 127V128H54ZM85 127V126H84ZM88 127V126H87ZM91 127V126H90ZM89 127V128H90ZM95 129L93 131H102L104 130V126L100 127L98 125V127L95 125ZM111 127V126H110ZM117 127V126H115ZM126 127V128H127ZM141 127V126H140ZM139 127V128H140ZM149 127V129H150ZM154 127V128H155ZM180 127V126H179ZM182 127V126H181ZM185 127V126H184ZM223 127V128H224ZM241 127V126H240ZM6 128V127H5ZM22 128V127H21ZM33 128V127H32ZM35 128V127H34ZM33 128V129H34ZM37 128V127H36ZM86 128V127H85ZM88 128V129H89ZM106 128V127H105ZM119 129H121L120 125L118 127ZM159 128V127H158ZM175 128V127H174ZM177 128V126H176ZM244 128H247V127H244ZM243 128V129H244ZM257 128V126H256ZM263 130H264V127H262ZM19 129V128H18ZM26 129V128H25ZM82 129V128H81ZM80 129V130H81ZM110 129V128H109ZM106 128V130H109ZM124 129V127H123ZM136 129V128H135ZM134 129V130H135ZM144 129V128H143ZM147 129V128H146ZM152 129V128H151ZM150 129V130H151ZM156 129V128H155ZM161 129V128H159ZM158 129V130H159ZM207 129V128H206ZM203 129L205 131L209 130V129ZM237 129L239 130V128L237 127ZM236 129V130H237ZM5 130V129H4ZM7 130V129H6ZM8 130H12V128L8 129ZM21 131H23L22 129H20ZM19 130V132H21ZM28 130V129H27ZM38 129H34L33 131H37ZM55 130V128H54ZM90 130V129H89ZM88 130V131H89ZM92 130H91V133H87L85 131L86 134L89 135V137H92L90 134H92ZM134 134H138V130H135ZM140 130H142V128H140ZM145 130V129H144ZM178 130V129H177ZM231 130V129H230ZM229 130V131H230ZM235 130V131H236ZM237 130V131H238ZM254 130V129H253ZM29 131V130H28ZM32 131V132H33ZM39 131V130H38ZM37 131V132H38ZM121 131V130H120ZM119 131V132H120ZM176 131V130H175ZM174 131V132H175ZM240 131V130H239ZM247 131V130H246ZM245 131V133H246ZM250 131H252L250 129ZM249 131V132H250ZM257 129L254 131L256 132ZM26 132V131H24ZM23 132V133H24ZM31 132V131H30ZM31 133V135L36 138L39 137V135H37V133ZM43 132H45V130H43ZM65 132V131H64ZM63 132V133H64ZM79 132V131H78ZM77 132V135L79 136ZM83 132V131H82ZM103 132V131H102ZM104 132H106L104 130ZM115 132V131H114ZM138 132V133H137ZM149 132V131H148ZM153 132V131H152ZM157 132V131H155ZM231 132V131H230ZM229 132V133H230ZM2 133V132H1ZM11 133V132H10ZM27 133V132H26ZM39 133V132H38ZM55 133V132H53ZM52 133V134H53ZM66 133V132H65ZM96 133V132H95ZM108 133V132H107ZM117 133V132H116ZM194 133V132H193ZM209 133V132H208ZM252 133V132H250ZM263 134V132H261ZM4 134V133H3ZM15 134V133H14ZM13 134V135H14ZM25 134V133H24ZM28 134V133H27ZM42 135V133H39ZM49 134V133H48ZM85 134V135H86ZM187 134V133H186ZM190 134L191 131H190ZM188 134L190 137L188 138H192V136H194L192 134V136ZM196 134V133H194ZM237 134V133H236ZM2 135V134H1ZM20 135V134H19ZM30 135V136H31ZM37 135V136H36ZM51 135V133H50ZM97 135H99L97 133ZM115 136V134H112ZM141 137H144L142 134H140ZM188 135H185L186 137ZM246 135V134H245ZM244 135V136H245ZM248 135V134H247ZM246 135V136H247ZM255 135L256 137V134H253ZM18 135L16 134L14 139L17 137ZM21 136V135H20ZM20 136L18 138H20ZM28 136V135H27ZM27 136L25 135V139H27ZM42 136H45V135H42ZM60 136V135H59ZM82 136V135H81ZM87 136V135H86ZM84 136V137H86ZM94 136V135H93ZM101 136V134L99 135ZM110 136V135H109ZM114 136H110V137H103L105 139H101L100 141H98L97 143H93L92 142H89L91 141L90 138H88V143L86 144V146L83 143V141L81 142V144L84 146L82 147V145L80 144V147L82 151L84 152H90V153H93L94 154V160L93 162H99V163H107V164H111L113 165L115 168H112L110 171H106V172H102L100 174H98V178L100 179L101 181V184L104 185L107 180H105L106 178L110 177V176H118L119 175H127L128 173V170L125 168L129 165H132V163H129L127 164L126 162H123L122 159L120 158V154L123 153V152H132L134 151V149H132V145H124L123 147L119 148V146H117V149L116 151L117 152H112L113 150L111 149V151L109 150V148L113 147L111 145V147H107V145L110 143L111 139L114 137ZM184 136V135H183ZM184 136V138H185ZM197 136L199 135H195V137L197 138ZM241 136V135H239ZM250 136V135H249ZM46 137V136H45ZM88 137V136H87ZM86 137V139H87ZM127 137V136H126ZM129 137V136H128ZM238 137V136H237ZM29 138V136H28ZM58 138V137H57ZM80 138V136L78 137ZM93 138V137H92ZM95 138V137H94ZM93 138V139H94ZM116 138V137H115ZM228 138V137H227ZM243 138V137H242ZM245 138V137H244ZM249 138V137H248ZM247 138V139H248ZM253 137H250L249 139H251ZM39 139V138H38ZM49 138H47V141H48ZM82 139V137H81ZM114 139V138H113ZM136 138H134L135 140ZM183 139V138H182ZM224 139V138H223ZM236 139V138H235ZM241 139V138H239ZM255 139V138H254ZM261 140V138H259ZM17 140V138H16ZM15 140V141H16ZM29 139L25 140V142H27ZM40 140V139H39ZM95 140V139H94ZM133 140V139H132ZM209 140V139H208ZM212 140V139H211ZM253 140V139H252ZM31 142V138L29 140ZM46 141V142H47ZM78 141V139H77ZM76 141V142H77ZM127 141V140H126ZM188 142V145L192 144L191 142L193 141V139H190V140H187ZM222 141V140H221ZM224 141V140H223ZM245 141V139H244ZM250 141V140H249ZM20 142H23L21 139H20ZM20 142L16 143L17 146H21L22 144H19ZM43 142V141H41ZM45 142V141H44ZM45 142V143H46ZM80 142V139L79 141ZM112 142V141H111ZM125 142V141H124ZM134 142V141H133ZM206 142H209V141H206ZM251 142V141H250ZM263 142V141H262ZM32 143L34 144V146H37L36 142H34V140H32ZM48 143V142H47ZM132 143V141H131ZM139 144L141 143L140 142H137ZM145 143V141H144ZM194 143V142H193ZM196 143V142H195ZM205 143V142H204ZM240 143V142H238ZM246 143V141H245ZM248 143V141H247ZM19 144V145H18ZM33 144H29V145H32ZM53 144V143H52ZM116 144V143H115ZM127 144V143H126ZM150 144V143H149ZM147 144V145H149ZM197 144V143H196ZM194 144V145H196ZM202 143L197 144L199 145V148L201 149H205V151H207V144L206 143L204 144V147L201 145ZM219 144V143H218ZM223 144V143H222ZM225 144V143H224ZM256 145V143H254L253 141V145ZM260 144V143H259ZM44 147H45V144H43ZM50 145V144H48ZM65 145V144H64ZM114 145V144H113ZM137 145V144H136ZM135 145V146H136ZM143 145V144H141ZM186 147H187V144H185ZM193 145V144H192ZM196 145V146H197ZM254 145V146H255ZM263 145V144H262ZM17 146H16V149H17ZM121 146V145H120ZM132 146V147H131ZM138 146V145H137ZM136 146V147H137ZM221 146V145H220ZM235 146V145H233ZM248 146V145H247ZM38 147V146H37ZM49 147V146H48ZM62 147V146H61ZM184 147V145H183ZM240 148V146H238ZM250 147V145H249ZM20 148V147H19ZM18 148V149H19ZM23 149V146L21 147ZM25 148V146H24ZM63 148V147H62ZM135 148V147H134ZM191 148V147H190ZM195 149L197 150L198 147H192V149ZM198 148V149H199ZM253 148V147H252ZM252 148H249L246 150V156H247V161H254V163H262L264 164V146L262 147L261 145L257 146V147H254V149ZM21 149V150H22ZM28 149V148H27ZM45 149V148H44ZM79 149V148H78ZM190 149V150H192ZM193 149V150H194ZM237 149V148H236ZM20 150V151H21ZM26 150V149H25ZM24 150V151H25ZM35 150L36 152V149H32V151ZM136 150V149H135ZM184 150L188 152L189 149H184L182 148L181 151ZM31 151V150H30ZM45 151V150H44ZM61 151V150H60ZM198 151V150H197ZM204 151V150H203ZM237 151V150H236ZM234 151V152H236ZM29 152V151H28ZM34 152V151H33ZM34 152V153H35ZM190 152V151H189ZM193 152V151H192ZM191 152V153H192ZM199 152L202 153V150H199ZM32 157L33 158V153L30 152ZM29 153V154H30ZM37 153V152H36ZM175 155H174V154ZM171 153V155L167 156V157H164L161 161H160V164L159 165H162V167H167L169 170L173 169V170H176V169H179L181 167H183V162L185 160V156L184 158L181 157V159H184V160H181L178 156L176 155L175 152ZM198 153V152H197ZM200 153V157L204 154V152L201 154ZM232 153V152H231ZM25 155L26 152H24ZM38 154V153H37ZM190 154V153H189ZM222 154V153H221ZM240 154V153H239ZM245 154V153H244ZM40 155V154H39ZM195 155H196V151H195ZM29 156V155H28ZM35 156V154H34ZM186 156H187V153H186ZM192 156V155H191ZM194 156V155H193ZM198 156V155H196ZM196 156H194L193 158H197ZM231 156V155H230ZM234 156V155H233ZM245 156V157H246ZM26 157V156H25ZM244 157V156H243ZM31 158L29 159L28 158V162H30ZM36 158V157H35ZM187 159L190 158L189 157H186ZM221 158V157H220ZM232 158V156H231ZM27 159V157H26ZM181 161H180V160ZM186 159V160H187ZM204 159V158H203ZM218 159V158H217ZM230 159V157H229ZM234 159V158H233ZM36 162H37V159H35ZM39 163H40V166H45L46 164L44 163V155L41 154L40 155V159H38ZM139 160V159H137ZM186 160H185V164H186ZM195 160V159H193ZM199 162H203V160H201L199 158ZM220 160V159H219ZM231 160V159H230ZM229 160V161H230ZM239 160V158H238ZM32 161L31 160V164H32ZM228 161V162H229ZM243 161V160H242ZM245 161V159H244ZM146 161H144V159H141L137 162L138 165L141 166V168H144L146 170H149V169H153V170H156L157 169V166L153 167L152 165L148 166L147 163H145ZM190 163L191 160H189ZM198 161H195L193 163H199ZM233 162V161H232ZM34 163V162H33ZM189 163V164H190ZM236 163V162H235ZM36 165V163H34ZM234 164V162H233ZM211 165V164H210ZM218 165V164H217ZM236 165V164H235ZM237 165H239V163L237 162ZM241 165V164H240ZM185 166V165H184ZM200 166V165H199ZM59 167V166H58ZM65 167V166H64ZM211 167V166H210ZM238 167V166H237ZM37 168V167H36ZM45 168V167H44ZM159 168V166H158ZM171 168V169H170ZM176 168V169H174ZM198 168V167H197ZM209 168V167H208ZM242 168V167H241ZM58 169V168H57ZM62 169H63V166H62ZM124 169H126V173L124 172ZM215 169V168H214ZM172 170V171H173ZM181 171H183L182 169H180ZM193 171V170H192ZM217 171V170H215ZM177 172V171H176ZM180 172V171H179ZM201 172V171H200ZM223 172V171H222ZM121 173V174H119ZM123 173V174H122ZM264 173V171H263ZM46 174V173H44ZM217 174V172H216ZM32 177V176H31ZM30 177V178H31ZM122 177V176H120ZM264 177V176H263ZM46 178V177H45ZM125 178V177H124ZM43 180V179H42ZM251 181V179H249ZM248 180V181H249ZM44 181H46L44 179ZM51 181V180H50ZM249 181V182H250ZM48 182V181H47ZM245 182V181H244ZM243 182V183H244ZM252 182V181H251ZM42 183V182H41ZM248 183V182H247ZM4 184V183H3ZM45 184V183H43ZM47 184V183H46ZM256 184V183H254ZM264 184V183H263ZM2 185V184H1ZM249 185V184H248ZM252 187L253 185L250 184ZM101 186V185H100ZM247 186V185H246ZM2 187V186H1ZM103 187V186H101ZM257 187V186H256ZM235 189V188H234ZM260 189V188H258ZM262 189V188H261ZM103 190V189H102ZM236 190V189H235ZM246 190V189H245ZM100 192V191H99ZM263 193V191H261ZM252 193V192H251ZM250 193V195H251ZM247 194V193H246ZM249 194V192H248ZM260 194V193H259ZM256 195V194H254ZM263 195V194H262ZM248 196V195H247ZM264 197V196H263ZM220 201V200H219ZM196 223V222H195ZM186 226V225H185ZM192 226V225H191ZM197 226V225H196ZM206 226V225H205ZM170 227V226H169ZM193 227V226H192ZM199 226H197L198 228ZM196 228V227H195ZM194 229V228H191V230ZM87 231V230H85ZM84 231V233H85ZM186 231V230H185ZM195 231V230H194ZM83 232V231H82ZM76 233H79V232H76ZM177 233V232H176ZM194 233V232H193ZM161 234V233H160ZM167 234V233H166ZM31 235V234H30ZM155 235V233H154ZM153 235V236H154ZM173 235V234H172ZM239 234L237 233V236ZM33 236V235H32ZM75 236V235H73ZM79 236V235H78ZM152 236V237H153ZM157 236V235H156ZM178 236V235H177ZM180 236V235H179ZM243 236V235H242ZM77 237V235H76ZM75 237V238H76ZM162 237V236H161ZM169 237V236H168ZM167 237V238H168ZM176 237V236H175ZM69 238V237H68ZM67 238V239H68ZM145 238H146V235H145ZM163 238V237H162ZM165 238V237H164ZM166 238V239H167ZM78 239V238H77ZM155 239V238H154ZM161 239V238H160ZM173 239V238H172ZM191 239V238H190ZM246 239V238H245ZM248 239V238H247ZM65 240V238H64ZM72 240V239H70ZM76 240V239H75ZM147 240V239H146ZM162 240V239H161ZM170 240V239H168ZM167 240V241H168ZM183 240V239H182ZM188 240V239H187ZM241 240H242V237H241ZM244 240V238H243ZM33 242L35 240H32ZM67 241V240H65ZM134 241V240H132ZM139 241V240H138ZM163 241V240H162ZM166 241V240H165ZM247 241V240H246ZM36 242V241H35ZM34 242V243H35ZM39 242V241H38ZM68 242V241H67ZM142 242V241H140ZM159 242V241H158ZM175 242V240L173 241ZM66 243V242H65ZM71 243V242H70ZM128 243V242H127ZM139 243V242H138ZM146 243V242H145ZM160 243V242H159ZM38 244H41V243H38ZM73 244V242H72ZM130 244V243H129ZM143 244V243H142ZM149 244V243H148ZM167 244V243H166ZM184 244V243H183ZM35 245V244H34ZM119 245V244H118ZM122 246L124 244H121ZM146 245V244H145ZM37 246V245H36ZM39 246V245H38ZM120 246V245H119ZM125 246V245H124ZM127 246V245H126ZM135 246V245H134ZM133 246V247H134ZM148 246V245H147ZM186 246V245H185ZM261 246V245H259ZM41 247V246H40ZM131 247V246H130ZM149 247V246H148ZM172 247V246H171ZM187 247V246H186ZM37 248V247H36ZM42 248V247H41ZM116 248V247H115ZM151 248V247H150ZM160 248V247H159ZM38 249V248H37ZM135 249V248H134ZM169 249V248H168ZM119 250V249H118ZM155 250V249H154ZM126 251V250H125ZM151 251V250H150ZM165 251V250H164ZM51 252V251H50ZM58 252V251H56ZM95 252V251H94ZM106 252V251H105ZM109 252V251H108ZM113 252V251H112ZM111 252V253H112ZM120 252V251H119ZM123 252V251H122ZM141 252V251H140ZM154 252V251H153ZM114 253V252H113ZM124 253V252H123ZM131 253V252H130ZM103 254V253H102ZM132 254V253H131ZM152 253L150 252V255ZM155 254V253H154ZM153 254V255H154ZM157 254V253H156ZM119 255V254H118ZM133 255V254H132ZM131 255V256H132ZM142 255V254H140ZM160 255V254H159ZM96 256V255H95ZM100 256V255H99ZM138 256V255H137ZM146 256V255H145ZM109 257V256H108ZM115 257V256H113ZM119 257V256H118ZM130 257V256H129ZM143 257V256H141ZM159 257V256H158ZM161 257V256H160ZM164 257V255H163ZM90 258V257H89ZM98 258V257H96ZM151 258V257H150ZM117 259V258H116ZM125 259V258H124ZM129 259V258H128ZM80 260V259H79ZM98 260V259H97ZM97 260L94 259V261L96 262ZM101 260V259H100ZM108 261V259H106ZM112 260V259H111ZM118 260V259H117ZM157 260V259H156ZM155 260V261H156ZM81 261V260H80ZM83 261V260H82ZM116 260H114L115 262ZM154 261V262H155ZM93 262V261H92ZM103 262V261H102ZM106 262V261H105ZM124 262V261H123ZM78 263V262H77ZM83 263V262H82ZM89 263V262H88ZM128 263V262H127ZM160 262H158L157 264H159ZM80 264V263H79ZM102 264V263H101ZM107 264V262H106ZM110 264V263H109ZM162 264V263H161Z\"/></svg>",
	"mask_w": 264,
	"mask_h": 264
}]
</instances>
